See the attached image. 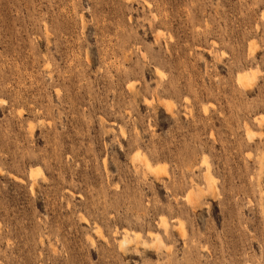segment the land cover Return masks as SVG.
Segmentation results:
<instances>
[{"label":"rangeland","instance_id":"rangeland-1","mask_svg":"<svg viewBox=\"0 0 264 264\" xmlns=\"http://www.w3.org/2000/svg\"><path fill=\"white\" fill-rule=\"evenodd\" d=\"M0 264H264V0H0Z\"/></svg>","mask_w":264,"mask_h":264},{"label":"bare ground","instance_id":"bare-ground-1","mask_svg":"<svg viewBox=\"0 0 264 264\" xmlns=\"http://www.w3.org/2000/svg\"><path fill=\"white\" fill-rule=\"evenodd\" d=\"M243 78H245V80H246V78H247L248 81L250 80V79H248V74H247V73H241V74H238V79H240V81H241V79H243ZM238 79H237V80H238ZM247 80H246V81L242 80V81H243V82H247ZM242 81H241V82H242ZM241 82H240V83H241ZM243 82H242V83H243ZM249 135H250V133H249ZM251 135H252V134H251ZM251 135H250V136H251ZM137 156H138V155H137ZM146 161H148V160L146 159ZM146 161H145V162H146ZM146 164H147V162H146ZM149 164H150V163H149V161H148V164H147V165H149ZM157 165H158V164H157ZM154 167H157V166H153L152 169H155ZM160 167H162V166H160ZM148 169H150V166H149ZM157 170H158V168H157ZM208 176H209V175H208ZM207 179H208V178H207ZM209 180H210V179H209ZM190 194H191V193H190ZM159 241H160V240H159Z\"/></svg>","mask_w":264,"mask_h":264}]
</instances>
